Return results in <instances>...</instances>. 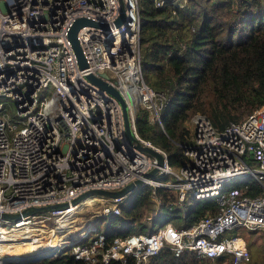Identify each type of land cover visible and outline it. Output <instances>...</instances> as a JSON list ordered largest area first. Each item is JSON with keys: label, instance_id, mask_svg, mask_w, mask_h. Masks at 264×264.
Wrapping results in <instances>:
<instances>
[{"label": "built area", "instance_id": "obj_1", "mask_svg": "<svg viewBox=\"0 0 264 264\" xmlns=\"http://www.w3.org/2000/svg\"><path fill=\"white\" fill-rule=\"evenodd\" d=\"M152 1L160 8L173 0ZM138 3L0 0V264L61 253L87 264H148L161 249L196 260L243 264L248 260L244 239L222 234L236 228L264 234L263 106L229 121L223 130L200 114L187 119L188 143L180 166L168 165L164 151L138 136L136 110L144 109L150 123H159L163 101L142 77ZM77 19L107 26L78 29L83 67L69 39ZM89 75L121 97L131 142L120 102ZM50 86L47 96L43 91ZM138 146L149 147L155 156ZM153 169L155 174L145 177ZM247 178L255 182L258 194H244L242 180ZM136 180L141 182L135 189H152L149 222L158 214L156 188L174 191L178 209L181 203L187 209L195 200L212 198L215 210L187 228L163 223L153 233H132L109 244L97 221L67 236L81 207L98 204L96 217L119 216L135 189L73 204L76 198L93 190L119 191ZM232 181L239 186L227 187ZM46 206L59 208L22 215Z\"/></svg>", "mask_w": 264, "mask_h": 264}, {"label": "trees", "instance_id": "obj_2", "mask_svg": "<svg viewBox=\"0 0 264 264\" xmlns=\"http://www.w3.org/2000/svg\"><path fill=\"white\" fill-rule=\"evenodd\" d=\"M138 2L142 77L163 101L159 123H150L144 109L136 110V132L166 153L168 165L180 166L185 159L182 149L188 143L184 122L194 114L223 130L229 121L264 107V0L166 1L160 8L152 0ZM242 181L247 186L244 194H258L254 181ZM237 182L227 187L239 186ZM151 190L147 185L138 187L126 197L119 216L98 218L99 224L106 222L100 231L107 244L132 233H153L163 223L187 228L215 210L214 200L207 198L193 201L181 214L175 192L156 188L158 214L149 222ZM5 264L87 263L61 253ZM148 264H221V259L196 260L161 249Z\"/></svg>", "mask_w": 264, "mask_h": 264}, {"label": "water", "instance_id": "obj_3", "mask_svg": "<svg viewBox=\"0 0 264 264\" xmlns=\"http://www.w3.org/2000/svg\"><path fill=\"white\" fill-rule=\"evenodd\" d=\"M120 20H117L115 22L116 25H119L120 24ZM95 25V26H102V27H107L106 25H103V24H100V23H95V22H92L88 19H77L74 24L72 25L70 31H69V39L71 41V44H72V47L74 49V52H75V55L78 59V63L80 65V67H83L86 65L83 57H82V54H81V51H80V48H79V45H78V42L76 40V33L78 31V29L83 26V25ZM102 77H106V74H102L101 75ZM88 79L90 81H92L94 84L100 86L102 89H105L107 90L108 92H110L114 97H116L118 99V101L120 102L121 106H122V111H123V116H124V127H125V132H126V137L128 139L129 142H131L133 139H132V135L130 133V129H129V124H128V117H127V112H126V105L124 104V102L122 101L121 97L119 96V94L117 93L116 90H114L112 87L106 85L103 81H101L100 79L98 78H95L91 75L88 76ZM141 150L149 153V154H152L155 156V152L152 151L149 147H143V146H138ZM155 174V169L151 170L148 174L145 175V177H152L153 175ZM140 180H136L134 183H131L129 185H127L125 188L119 190V191H103V190H93V191H90V192H87L83 195H81L80 197L76 198L74 201H73V204H77L78 202L88 198L89 196H92V195H102V196H107V197H111V198H115V197H120V196H123L125 195L126 193L130 192V191H133L135 189V186H138L140 184ZM59 207L58 206H46V207H39V208H34L32 210H28L26 212H23V216H26L30 213H33V212H42V211H49V210H55V209H58ZM4 218H7V219H12L14 221H17L20 217L19 215H4Z\"/></svg>", "mask_w": 264, "mask_h": 264}, {"label": "rangeland", "instance_id": "obj_4", "mask_svg": "<svg viewBox=\"0 0 264 264\" xmlns=\"http://www.w3.org/2000/svg\"><path fill=\"white\" fill-rule=\"evenodd\" d=\"M175 3H185L187 0H173ZM51 86L44 90L43 92L48 96L51 93ZM12 103V102H11ZM244 117V116H243ZM242 117V118H243ZM186 128V127H185ZM188 128V127H187ZM188 201V200H186ZM179 209L181 213L186 211V207L184 204H179ZM101 209L100 205L95 204L90 207H81L78 213L76 214V222L71 225L70 232L71 235H67L71 238V236H76V232H79L80 229L86 227L87 224L92 223L93 221L98 222V218L95 215V211ZM72 220V219H70ZM106 222L103 221L98 224V231L103 230ZM93 235L95 232L92 233ZM232 234L240 235L245 242L246 249L248 251V264H264V234L262 232L247 233L242 228H236L232 231H225L222 236H229ZM247 244H249L247 246ZM221 264H230L227 259H221Z\"/></svg>", "mask_w": 264, "mask_h": 264}]
</instances>
